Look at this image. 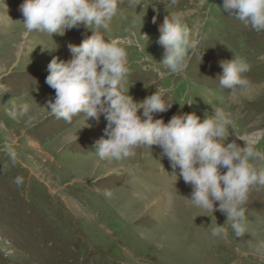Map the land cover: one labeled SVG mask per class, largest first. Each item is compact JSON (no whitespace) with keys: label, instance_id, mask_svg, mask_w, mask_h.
Wrapping results in <instances>:
<instances>
[{"label":"rangeland","instance_id":"374dc122","mask_svg":"<svg viewBox=\"0 0 264 264\" xmlns=\"http://www.w3.org/2000/svg\"><path fill=\"white\" fill-rule=\"evenodd\" d=\"M157 2L135 9L121 0L109 28L101 29L127 50L125 92L142 101L164 91L175 102L154 119L165 123L192 112L202 121L222 109L234 125L227 142L243 146L236 138L242 136L264 154V31L224 13L223 0H165L158 12L149 5ZM22 3L0 0V264H264V186L249 190L246 232L235 237L225 214L188 201L192 186L167 157L160 159L158 146L136 147L119 162L100 160L93 150L104 137L103 116L81 114L69 123L50 113L48 64L54 56L70 59L67 45L93 33L84 25L53 38L26 33ZM169 13L181 15L200 45L183 74L160 77L151 69L162 59L156 41ZM234 56L250 65L246 84L223 89L219 62ZM186 102L193 104L181 107ZM23 103L29 112L13 116L12 105ZM257 166L264 168V160ZM216 223H226V237L211 235Z\"/></svg>","mask_w":264,"mask_h":264},{"label":"clouds","instance_id":"9594fccd","mask_svg":"<svg viewBox=\"0 0 264 264\" xmlns=\"http://www.w3.org/2000/svg\"><path fill=\"white\" fill-rule=\"evenodd\" d=\"M120 2L23 0L19 9L26 33L47 34L53 38L54 34L63 35L66 30L81 25L93 33L79 45H67L70 59L55 56L51 59L45 82L55 90V99L47 102V109L69 123L81 114L87 120L97 121L103 116L107 121L104 137L95 142L93 150L100 160L119 162L133 156L136 147L158 146L160 159L167 157L172 169L179 168V176L192 186L188 201L197 208L211 211L212 215L216 211L225 214L235 237L244 236V205L249 190L264 186V168L257 166L258 161L264 160V154L242 136L236 138L243 141V146L235 140L227 142L229 130L234 125L222 109H214V114L205 115L202 121L192 112L174 114L165 123L163 119H154V114L167 112L175 102L165 99L164 91L156 89L142 101H135L129 89L125 92L124 84L129 74L127 50L119 41L105 39L101 32V29L107 30L117 16ZM171 2L174 4L175 0ZM128 3L135 9L138 5L144 7V0H128ZM159 3L166 8L165 0L149 5L158 12L156 5ZM221 9L246 27L264 31V0H223ZM155 21L154 16L153 23ZM158 31L156 43L162 47L163 55L160 62L153 63L151 70L160 77L183 74L191 56L199 49L200 38L193 36L180 14L165 15ZM219 63L221 88L232 90L246 84L243 74L250 70V65L245 58L234 56ZM185 104L193 103L180 105ZM28 112L27 103L11 107L13 116L17 113L24 116ZM222 168L227 171L221 172ZM15 183H22L21 178L17 177ZM224 225L216 223L210 228L211 235L226 237L228 232Z\"/></svg>","mask_w":264,"mask_h":264}]
</instances>
